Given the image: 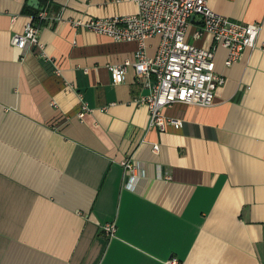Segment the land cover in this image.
<instances>
[{
  "label": "crops",
  "instance_id": "0c3cea01",
  "mask_svg": "<svg viewBox=\"0 0 264 264\" xmlns=\"http://www.w3.org/2000/svg\"><path fill=\"white\" fill-rule=\"evenodd\" d=\"M38 1L0 0V264H264V0H208L261 23L258 47L231 66L219 48L214 105L168 106L183 126L163 130L135 102L150 93L145 79L130 67L115 85L108 68L139 44L74 24L132 15L134 1ZM42 12L46 56L13 46ZM199 24L189 38L210 48L211 34L194 38Z\"/></svg>",
  "mask_w": 264,
  "mask_h": 264
},
{
  "label": "built area",
  "instance_id": "2783aa9c",
  "mask_svg": "<svg viewBox=\"0 0 264 264\" xmlns=\"http://www.w3.org/2000/svg\"><path fill=\"white\" fill-rule=\"evenodd\" d=\"M137 12L127 16L94 18L85 23L75 22L76 26L97 34L107 35L116 41H135L139 49L134 59L108 66L112 82L119 85L125 82L126 74L133 67L137 76L146 81L150 93L135 99L138 105H145L151 114L150 126L165 129L173 126L179 129L183 123L164 116V109L177 102L209 107L214 105L217 90L226 83L225 77L216 70V54L219 48L227 50L226 66L240 60L247 48L258 47L262 24L258 22H238L215 12L208 0H133ZM16 16L13 20H16ZM47 18L46 12L38 15L22 33L15 34L11 43L20 50L37 48L39 54L46 56L40 40L39 23ZM195 18L200 24L194 38L209 33L213 36L210 48H202L191 41L189 27ZM160 38L157 54L153 57L146 52L147 42ZM89 111L82 105L79 117ZM154 151L160 150L154 145ZM125 176L135 174L136 166L131 158L122 162ZM127 177V176H126ZM108 237L117 232L115 222L103 227ZM168 264H182L172 257Z\"/></svg>",
  "mask_w": 264,
  "mask_h": 264
},
{
  "label": "water",
  "instance_id": "95a60500",
  "mask_svg": "<svg viewBox=\"0 0 264 264\" xmlns=\"http://www.w3.org/2000/svg\"><path fill=\"white\" fill-rule=\"evenodd\" d=\"M31 2H32L33 4H36V5L39 3L38 0H31ZM37 7H38V5H37Z\"/></svg>",
  "mask_w": 264,
  "mask_h": 264
},
{
  "label": "trees",
  "instance_id": "16d2710c",
  "mask_svg": "<svg viewBox=\"0 0 264 264\" xmlns=\"http://www.w3.org/2000/svg\"><path fill=\"white\" fill-rule=\"evenodd\" d=\"M35 18H37V17H35Z\"/></svg>",
  "mask_w": 264,
  "mask_h": 264
}]
</instances>
